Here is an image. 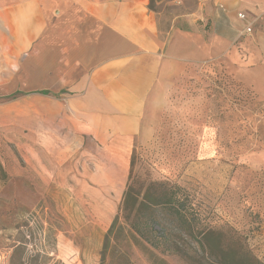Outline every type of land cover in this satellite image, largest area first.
I'll return each instance as SVG.
<instances>
[{"label":"rangeland","instance_id":"374dc122","mask_svg":"<svg viewBox=\"0 0 264 264\" xmlns=\"http://www.w3.org/2000/svg\"><path fill=\"white\" fill-rule=\"evenodd\" d=\"M198 6L147 0L163 39ZM10 45L0 61V264H11L16 246L13 264H226L236 247L264 264V102L249 89L218 65L187 67L169 85L152 137L124 159L109 143L49 140L51 94L24 93L35 85ZM129 175L136 205L151 181L179 187L192 235L152 208L144 239L119 219L123 230L105 247ZM200 229L216 230L221 248L203 249Z\"/></svg>","mask_w":264,"mask_h":264},{"label":"crops","instance_id":"0c3cea01","mask_svg":"<svg viewBox=\"0 0 264 264\" xmlns=\"http://www.w3.org/2000/svg\"><path fill=\"white\" fill-rule=\"evenodd\" d=\"M186 24L161 38L147 0H0V61L10 42L35 85L9 94H51L49 140L109 143L124 159L191 65H218L264 102V0H199Z\"/></svg>","mask_w":264,"mask_h":264},{"label":"trees","instance_id":"16d2710c","mask_svg":"<svg viewBox=\"0 0 264 264\" xmlns=\"http://www.w3.org/2000/svg\"><path fill=\"white\" fill-rule=\"evenodd\" d=\"M18 92L19 91L5 96L8 98H15ZM39 92L42 94L49 93L48 90H41ZM178 190H180L179 187L168 185V183L164 181H151L147 185L146 191L142 194L140 201H138V205H136L139 192L136 193L133 180L129 175V181L124 190L121 204L105 234V247L111 238H116V236L123 230L121 224H118L117 226L119 219L125 223L127 227L126 230L131 236H133V233H138L139 238L144 239L141 228H144V226L147 225V211L152 210V208L163 209V211H166L169 215L175 216L178 221L187 224L185 229L190 235H192V226L188 223L190 212L185 208L183 202V197H185V195L179 193ZM202 232L204 233L198 241L203 249L211 250L214 246L221 248L220 246L222 242L220 239L214 241L215 243L211 240V235H214L216 230L200 229L198 231V233ZM160 236L166 238L163 234ZM16 248L17 246L13 249L11 254V264H13L14 257L18 255V249ZM220 250L222 251V249ZM225 258L227 260L226 262L229 264H262L261 261L256 259L248 250H244L241 247L227 250Z\"/></svg>","mask_w":264,"mask_h":264},{"label":"built area","instance_id":"2783aa9c","mask_svg":"<svg viewBox=\"0 0 264 264\" xmlns=\"http://www.w3.org/2000/svg\"><path fill=\"white\" fill-rule=\"evenodd\" d=\"M239 17H240V18H243L244 15H243L242 13H240V14H239ZM250 30H251V27H250L249 25H247V26L244 28V31H245V32H249Z\"/></svg>","mask_w":264,"mask_h":264}]
</instances>
